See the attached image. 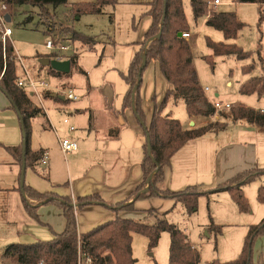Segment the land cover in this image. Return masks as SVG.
Returning <instances> with one entry per match:
<instances>
[{
    "label": "trees",
    "instance_id": "16d2710c",
    "mask_svg": "<svg viewBox=\"0 0 264 264\" xmlns=\"http://www.w3.org/2000/svg\"><path fill=\"white\" fill-rule=\"evenodd\" d=\"M8 14L12 17L15 4H31L39 7L40 14L46 17L49 6L57 7L66 4L68 0H6ZM195 19L207 15V2L205 0H190ZM240 3H256L259 6V24L264 21V0H237ZM118 0H95L89 2H76L72 4L71 12L74 16L83 14H103L106 6L115 7ZM149 14L153 21L146 38L141 43V49L134 56L127 73H122L129 89L124 98V107L132 106L138 120L145 126L144 111L142 108L141 86L146 67L154 62L158 64L166 78L169 87L161 104L155 105L150 125L146 127L150 139L151 152L146 145L145 157L142 161L144 181L138 188L137 199L151 197H165L182 202L189 213L198 209L201 196L210 197L212 194L228 192L238 205L241 212H248L250 204L245 194L244 187L264 176V168H255L242 171L229 180L218 184L210 191H204L199 186H190L183 191H172L164 188L166 169L171 165L172 157L186 144L207 133H218L228 127V123L215 121L199 127L185 129L181 121L170 115L163 114V109L170 98L183 100L191 119L197 116L213 118L218 110L205 94L200 85L199 77L193 65V53L190 42L183 37V33L190 31V25L185 13L182 0H152ZM113 21V13L110 17ZM26 18L24 22H29ZM207 24L220 29L226 39H234L246 26L235 11H214L207 17ZM52 28V27H50ZM162 34L158 36L159 32ZM73 40H80L93 47L95 38L92 35L79 32L74 28L69 29ZM208 46L216 56H234L239 60L251 58V51L244 50L235 42L213 41L208 38ZM15 48L13 43L4 44L0 32V88L10 97L12 106L21 115V125L24 140L27 144V167L36 169L42 157V151L33 152L30 148L32 134V119L41 109L34 101L33 96L25 89L17 86V63L14 59ZM258 51V57L263 72L250 76L240 84L242 94L264 95V59ZM144 56L146 63L144 64ZM205 59H208L206 56ZM211 60V59H209ZM71 71L77 67L78 71L87 77V71L79 66V56L70 58ZM214 66V61L211 63ZM256 63L252 62L244 67L245 73H252ZM40 68L45 66L40 64ZM48 73L61 77L65 73L47 67ZM139 77L141 81L139 83ZM49 96V95H48ZM237 107V108H235ZM231 107L230 113H223L225 118L231 117L233 121L245 119L246 121L264 126V110L238 104ZM230 108V109H231ZM222 113V112H221ZM114 132V133H113ZM120 128L112 131V136L119 135ZM22 163V146L10 148ZM149 182V183H148ZM24 192L29 198L39 201L48 200L55 202L56 197L51 193L39 192L24 183ZM51 199H48L50 198ZM61 197V196H60ZM62 203L67 210L66 229L57 233L51 240H40L33 243H12L4 250L5 257H17L18 264H79V247L85 252L95 256V264H136L133 256V233L145 235L149 239V247L154 248L162 232L168 231L171 235L170 257L168 264H198L201 260L200 251L190 241L187 233L176 224L167 219H159L156 224H146L132 218L118 217L114 220L100 224L85 233H79L77 219L69 201L63 196ZM259 198L264 201V184L259 187ZM101 201L96 195L86 196L81 199L82 204H91ZM102 202V201H101ZM30 215L39 218L36 209L27 206ZM264 235V219L261 223L251 225L239 256L231 261L222 262L214 259L208 264H263L254 259V245L259 236ZM103 247L109 252L103 256ZM0 264H2L0 262Z\"/></svg>",
    "mask_w": 264,
    "mask_h": 264
},
{
    "label": "crops",
    "instance_id": "0c3cea01",
    "mask_svg": "<svg viewBox=\"0 0 264 264\" xmlns=\"http://www.w3.org/2000/svg\"><path fill=\"white\" fill-rule=\"evenodd\" d=\"M212 12L214 10L209 12L207 17ZM151 20L153 21L152 17ZM59 32L65 43L66 41H72L73 44L79 43L76 48L70 43L72 48L65 52V59H70L74 55L80 58L79 48L84 49L86 44L73 40L61 30ZM189 33L191 34V31ZM141 43L139 48L128 47L121 69L114 67L118 65L117 62L110 63L111 58L101 57L90 74L87 71V94L83 99L82 94L79 93L81 97L79 96L76 101L62 97L64 94L61 83L51 85L46 77L40 75L42 69L39 63L36 77L45 78L49 86L43 90L42 104L31 91L26 89L33 96L34 103L41 109V112L32 119V131L33 121L41 115L46 118L44 127L47 135L50 134L56 141L44 140L43 137V142L38 149H33L30 145L33 152L42 151L43 154L48 151L50 159L47 164H42L40 159L36 169L27 167L25 184L39 192L54 194L52 196L57 198L55 202L29 198L21 190L22 163L10 149L21 147L23 144L21 117L12 106L10 97L0 88V171L2 177L6 179L0 182V191L8 193L11 207L14 205L15 218L23 219L27 225L25 232H20L21 242L17 243L51 240L57 233H62L66 229L67 210L62 205L65 203L61 198L63 196L70 198L69 203L75 212L80 234L118 217L136 219L132 217L133 212L139 208L146 210L145 204L139 207L140 198L137 199L136 196L139 186L144 181L142 161L148 139L146 127L151 123L155 106H149L147 101L143 102L142 98L144 126L133 112L132 106L124 107V98L129 84L122 75L127 73L134 56L141 49ZM16 54L20 55L19 51L16 50ZM52 56L51 54L42 57L52 59ZM111 66L115 70L109 69ZM47 67L43 69L47 70ZM83 69L86 70L84 67ZM30 72L35 76V73ZM16 73L17 77L23 75L18 65ZM106 83H109L106 88L108 92L103 94L102 88L106 86ZM168 85L166 82V90ZM68 88L75 89V86L69 85ZM96 89H99V92H96ZM144 92L149 93V87L145 86ZM146 93L144 96L148 95ZM47 97L54 101L51 109L45 106L44 99ZM244 120L241 119L238 125H231L232 129L229 124L223 131L207 133L182 147L172 157L171 165L166 169L163 187L172 191H183L194 185L201 187L207 180H209L208 184L217 186L242 171L264 168V126ZM192 121L198 126V121L191 119L190 116L181 123L185 129H190L193 127ZM72 127L74 129H71ZM117 127L120 128L119 135L112 136V131ZM64 138L77 141L78 149L64 152L60 145V141ZM221 193L212 194L208 199ZM19 195L22 196V202ZM90 195H96L102 202L82 204L81 199ZM156 197L143 199H152V203L158 205L162 200ZM167 204L168 202L164 203L165 207ZM27 206L36 209L38 219L29 216ZM159 208L157 210L161 211ZM7 259H12L13 264H18L17 257ZM0 262L5 264V261L1 259Z\"/></svg>",
    "mask_w": 264,
    "mask_h": 264
},
{
    "label": "rangeland",
    "instance_id": "374dc122",
    "mask_svg": "<svg viewBox=\"0 0 264 264\" xmlns=\"http://www.w3.org/2000/svg\"><path fill=\"white\" fill-rule=\"evenodd\" d=\"M85 1L93 0H68L66 4L57 7L51 6L46 17L40 14L37 6L15 4L12 9V19L8 21V26L12 28L13 34L11 39L7 40L10 43L13 41L15 46L14 59L17 50L27 67L36 76V70L39 69V59L42 56L52 54V51L45 47L46 41L48 39L53 40L59 30L66 36L72 37L69 29L72 30L74 27V29L85 34L96 36L97 38H94L98 41L94 47L86 45L84 49L79 48L81 53L79 66L84 67L90 74L101 57H109L112 59L110 63L117 62L118 65L114 67L121 69L128 47L139 48V43L144 40L151 26L152 20L149 10L152 0H118L115 7L106 6L103 14L74 16L71 12L72 4ZM182 1L192 35L189 41L193 53V65L197 71L200 85L209 100L212 103L219 101L233 104L232 108L238 104H244L258 110L264 108V96L259 97L258 94L247 95L240 92V84L243 81L252 75H259L263 72L258 51L261 52V57L264 59V21L259 24L258 4L240 3L237 0H219L221 3L212 5L214 0H205L208 2V13L213 10L235 11L239 19L246 24L236 38L226 39L220 29L207 24L206 14L197 20L195 19L190 0ZM112 13L113 22L111 23L110 16ZM26 18H31V20L24 22ZM48 27H52L54 30L48 32ZM208 38L213 41L235 42L244 50L251 51L253 56L244 60H239L234 56H216L212 48L208 46ZM66 43L73 44L72 41H66ZM73 46L76 48L79 43L73 44ZM206 56L208 59H205ZM213 61L214 66L211 64ZM252 62L256 63L254 71L245 73L244 67ZM109 69L115 70L112 66ZM40 75L46 77L51 85L61 83L63 94L69 85L75 86L74 90L80 97L82 94L83 99L87 94L88 78L80 73L76 66L72 68V71L61 76L63 80L48 73L46 69H42ZM166 82L167 80L159 66L154 62L150 63L144 71L140 89L143 102L147 101L152 107L161 104L166 93ZM108 84L106 83V86L102 88L103 94L108 92L106 89ZM145 86L149 87V93L144 92ZM95 91L99 92V89ZM145 93L148 95L144 96ZM44 100L47 108H50L54 102L50 97ZM232 108L218 111L213 118L197 116L195 119L198 121V126L194 125L191 128L220 121L228 123V126L230 124L232 129L231 125H238L241 119L233 121L231 117L225 118L222 115L223 113H230ZM133 112H135L134 109ZM163 114H169L181 122H184L189 116L184 101L173 98H170L166 103ZM45 124L46 118L41 115L33 121L31 148L38 149L43 142V137L44 140L56 141L50 134L47 135ZM62 159L64 160L63 157ZM4 181L6 179L2 177L0 171V182ZM207 182L201 185L204 191H210L215 187V184H208ZM261 184H264V177L247 184L245 187V194L250 204L248 212H241L230 193L223 192L211 199L206 196L201 197L197 211L192 213L188 212L182 202H174L170 198L156 197L162 200L158 205L152 203V199L140 198L138 200V202L140 201L139 207L145 204L146 210L139 208L132 213V217L151 225L156 224L159 219H167L179 226L200 251L201 260L198 264H208L214 259L222 262L231 261L241 253L250 226L259 224L264 219V201L259 198ZM8 196V193L0 191V259L5 261V264H13L12 259L9 260L7 259L9 257L4 256V249L9 244L21 242L20 236L22 235L20 232L24 233L27 225L23 219L15 218L14 205L11 207ZM19 198L22 202L21 195ZM165 202H168L166 207ZM158 208L161 211H158ZM29 216L31 217V215ZM170 247L171 235L168 231L162 232L159 242L154 248L149 247V239L145 235L133 233L132 249L136 264H168ZM99 249L102 250L103 256L109 252L103 247ZM254 259L264 264V235L259 236L255 242Z\"/></svg>",
    "mask_w": 264,
    "mask_h": 264
},
{
    "label": "built area",
    "instance_id": "2783aa9c",
    "mask_svg": "<svg viewBox=\"0 0 264 264\" xmlns=\"http://www.w3.org/2000/svg\"><path fill=\"white\" fill-rule=\"evenodd\" d=\"M219 0H214L213 4H219ZM8 14V4L6 0H0V32L2 35V40L4 44H6L7 40L11 38L13 33L12 28L8 26V22L6 21V15ZM49 28V29H48ZM48 32L53 31V28L48 27ZM183 37L189 39L191 34L189 32H185L182 34ZM45 47L52 51V59L64 60L65 59V52L69 51L72 48L70 43H65L61 32H59L53 40L48 39L45 43ZM67 60V59H65ZM70 60V59H69ZM15 61L17 65L22 69L23 75L18 76L16 80V84L18 87L22 89H27L33 93L34 96L38 98L40 103L42 104L43 98V90L48 88L49 83L45 78H39L33 76L26 66L24 59L21 55L16 54ZM65 98L68 100L76 101L79 99V95L73 88L66 89L64 93ZM215 108L220 111L223 109H229L232 107L233 104L224 103L216 101L213 103ZM43 107V106H42ZM246 121V120H244ZM71 129H74L72 127ZM61 148L64 152H70L78 149V143L75 140L70 138H64L60 141ZM50 159V153L48 151L43 152L41 163L47 164ZM79 253V264H94L95 263V256L91 252H85L80 247L78 250Z\"/></svg>",
    "mask_w": 264,
    "mask_h": 264
},
{
    "label": "water",
    "instance_id": "95a60500",
    "mask_svg": "<svg viewBox=\"0 0 264 264\" xmlns=\"http://www.w3.org/2000/svg\"><path fill=\"white\" fill-rule=\"evenodd\" d=\"M11 19L12 17L9 14H7L6 21L8 22ZM161 34H162V31L159 32L158 36H160ZM39 63L43 66L52 67L53 69L60 71L62 73H69L71 71V61L69 59L58 60V59H50L49 57H41L39 59ZM145 63H146V56H144V64ZM140 81H141V77H139V83ZM62 97L65 98V96H62ZM194 123L195 122L192 121L191 125L194 126ZM23 135H24V132H23ZM147 144H148V152H151V144H150L149 137L147 139ZM26 154H27V144H26V141L24 140L22 144V168H21V176H20V187L23 192H24V183H25L26 170H27Z\"/></svg>",
    "mask_w": 264,
    "mask_h": 264
}]
</instances>
